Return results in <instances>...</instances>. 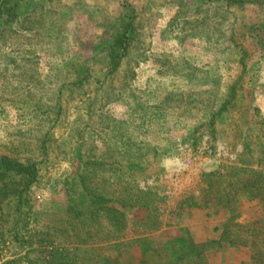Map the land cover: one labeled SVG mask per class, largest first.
Instances as JSON below:
<instances>
[{
  "label": "rangeland",
  "instance_id": "rangeland-1",
  "mask_svg": "<svg viewBox=\"0 0 264 264\" xmlns=\"http://www.w3.org/2000/svg\"><path fill=\"white\" fill-rule=\"evenodd\" d=\"M0 187V264H264V0H0Z\"/></svg>",
  "mask_w": 264,
  "mask_h": 264
},
{
  "label": "trees",
  "instance_id": "trees-1",
  "mask_svg": "<svg viewBox=\"0 0 264 264\" xmlns=\"http://www.w3.org/2000/svg\"><path fill=\"white\" fill-rule=\"evenodd\" d=\"M2 164H3V168L5 171H9L15 177H17V178L20 177L22 179V180H20V183H19V184L23 185L22 190H25L27 185H29L32 182V180H34L37 176V174L35 172V168H32L33 164L23 163V162L21 163L18 161L10 160L8 158H3ZM253 193L258 195L256 190H254ZM254 194H252V195H254ZM18 197H19V195H18ZM228 197H229L228 193L224 195L225 200ZM20 198H21V196H20ZM18 200H19V198H18ZM226 201H228V199ZM114 214H116V213H114ZM120 215L122 216L123 213ZM142 222L144 223L145 220L143 219ZM117 224L120 225L121 223H117ZM247 228H250V230H252V231L255 230L253 223L249 224L247 226ZM227 233H228V230H227V232L225 230V234H227ZM225 234L222 236V238H224ZM242 239L243 240H241V239L239 240L240 245H248L252 249L251 261L244 262L243 264H259L258 263V260H259L258 248H256V239L257 238L254 237L252 240H250V242H248L246 238H242ZM121 240L122 239H120L118 241V244L120 243ZM132 240H134V238H132ZM113 241L116 242V240H113ZM137 241H141V238L140 239L137 238ZM143 243L141 242V244H143ZM229 244L237 245V244L232 243V242H229ZM206 246H207L206 242L195 243L191 239H188L186 241V244L182 245L180 247V249L178 250V252H174V253L169 254V255H165V254L162 255V254H160L158 252H154V251L151 252L147 248H145L142 251L141 256H140L137 264H209V263H207V260L205 258V247ZM61 255L62 254L57 255V250H56V253L53 254L52 259H57V261H58V259H61ZM63 257H64V255H63ZM102 257L105 258V260H103V258L102 259L99 258V259L101 261L102 260L105 261L104 264H132L129 261L124 260L123 259L124 255L121 253H118L115 256H112L111 254L108 256L103 255Z\"/></svg>",
  "mask_w": 264,
  "mask_h": 264
}]
</instances>
